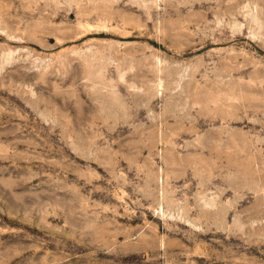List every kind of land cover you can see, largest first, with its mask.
<instances>
[{
    "label": "rangeland",
    "instance_id": "374dc122",
    "mask_svg": "<svg viewBox=\"0 0 264 264\" xmlns=\"http://www.w3.org/2000/svg\"><path fill=\"white\" fill-rule=\"evenodd\" d=\"M0 264H264V0H0Z\"/></svg>",
    "mask_w": 264,
    "mask_h": 264
}]
</instances>
